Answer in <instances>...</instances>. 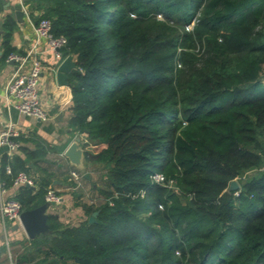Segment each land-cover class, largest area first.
<instances>
[{
    "label": "trees",
    "instance_id": "1",
    "mask_svg": "<svg viewBox=\"0 0 264 264\" xmlns=\"http://www.w3.org/2000/svg\"><path fill=\"white\" fill-rule=\"evenodd\" d=\"M24 2L76 58L70 127L86 138L88 168L103 165L107 200L76 204L80 215L64 220L50 211L49 231L18 241L15 263L264 264V0ZM16 27L11 16L0 26L6 61ZM19 140L21 153L1 157L0 179L11 187L39 167L35 188L15 197L33 210L53 183L39 166L53 147ZM252 170L261 171L226 191Z\"/></svg>",
    "mask_w": 264,
    "mask_h": 264
},
{
    "label": "crops",
    "instance_id": "2",
    "mask_svg": "<svg viewBox=\"0 0 264 264\" xmlns=\"http://www.w3.org/2000/svg\"><path fill=\"white\" fill-rule=\"evenodd\" d=\"M17 5H20V0H0V26L7 16H11L16 21L17 27L12 32L10 43L11 46L16 49L18 54L26 55L35 39L32 25L37 23L30 15V12L29 18H27L24 14L22 21H18L14 16L15 10L13 8ZM42 46H45V44ZM44 48L45 47H42V50H44ZM2 54L3 49L0 46V121L2 123L12 121L20 130L21 137L33 135L53 147L43 162H40L39 166L52 175V185L58 191L61 198V203L55 210L47 207V217L50 211L57 210L58 213L61 214V220L66 218V212L72 213L73 210H75V212L77 211V215H80L79 208L76 204H80L79 206L86 205L85 203H81L79 200H77L79 199L80 194H82V191L85 192L87 184L94 187L96 191H98L99 186L95 183L96 181L92 177V172H90V179L83 177V179L80 181L79 189L73 190L72 187L74 186V183L69 180L70 172L75 169H80L71 164L70 160L64 156V152L77 138L81 139V145L82 142L86 141V138H84L83 134L71 131L70 122L73 117L72 90L69 84H58L56 78L58 64L57 60L54 58L52 52L45 49V52L40 56L45 65L44 72L40 80V95L42 105L48 113L49 118L46 121H40L35 118L21 115L16 109L12 107V101L7 100L5 97V85L15 71V65L12 62L2 59ZM73 59L76 61L74 56ZM17 153H21L20 150ZM4 154L7 153L0 152V160ZM86 165L89 166L84 159V166ZM39 172L42 174L41 170ZM35 175L38 176L37 173H35ZM4 188L3 195L6 198H15L20 190V187L14 185ZM82 206L80 207L81 210ZM30 240L33 239L28 237V234L26 233L21 222L9 221L4 227L0 221V264H16L15 262L17 255L23 251L20 245H17L16 243L18 241L28 242ZM7 243L9 244V248L7 247ZM11 247H17V249H15V251H17L13 257L11 256L12 253L10 252Z\"/></svg>",
    "mask_w": 264,
    "mask_h": 264
},
{
    "label": "built area",
    "instance_id": "3",
    "mask_svg": "<svg viewBox=\"0 0 264 264\" xmlns=\"http://www.w3.org/2000/svg\"><path fill=\"white\" fill-rule=\"evenodd\" d=\"M24 1L20 0V5L25 16L29 18V9ZM32 26L35 39L27 54L13 53L8 57L7 61L14 63L15 71L5 85V97L7 100L12 101V107L21 115L46 121L49 115L42 105L40 95V80L45 65L40 56L45 52V49L49 50L57 60L58 68L66 58L63 56L62 50L67 47L68 39L65 36H54L52 23L48 19H42ZM43 44L45 46H42ZM42 47H45L44 50H42ZM20 136V130L12 121L7 123L0 121V152H5L10 156L17 153L22 146L19 140ZM261 170H264V168ZM261 170H252V173ZM5 171L9 175L13 174L11 165H7ZM83 177V173L77 170L70 172L69 180L74 183L73 190L80 188V181ZM151 178L155 184L163 185L165 183V177L161 173H156ZM35 184V179L26 172H20L14 178V186L17 187H35ZM4 189V184L1 183L0 179V221L5 227L9 221L21 222L20 215L23 210L21 204L15 198L4 197ZM236 194H239V192ZM60 203L61 198L58 191L53 185H50L45 194V204L55 210ZM7 247L9 248L8 243Z\"/></svg>",
    "mask_w": 264,
    "mask_h": 264
},
{
    "label": "water",
    "instance_id": "4",
    "mask_svg": "<svg viewBox=\"0 0 264 264\" xmlns=\"http://www.w3.org/2000/svg\"><path fill=\"white\" fill-rule=\"evenodd\" d=\"M14 8V16L18 21H22L24 16V12L20 5H17ZM79 70L76 61H74L73 56H67L61 64L58 66L56 70V78L59 85H68L69 74L76 73ZM81 139L77 138L75 141L71 143V145L64 152V156L67 157L71 164L79 168L80 170H84V149L80 144ZM83 176L86 179H90V173L83 172ZM28 187V186H27ZM33 189L35 187H32ZM240 184L234 179L229 183L227 188L228 193L235 192L239 190ZM47 205H42L33 210L23 211L20 215L21 224L23 225L28 237L34 239L41 233H47L49 231V225L47 223ZM98 212H94L93 215L89 218V223L92 224L96 221V217Z\"/></svg>",
    "mask_w": 264,
    "mask_h": 264
},
{
    "label": "rangeland",
    "instance_id": "5",
    "mask_svg": "<svg viewBox=\"0 0 264 264\" xmlns=\"http://www.w3.org/2000/svg\"><path fill=\"white\" fill-rule=\"evenodd\" d=\"M158 18L164 19V17L162 15H159ZM190 27H192V25H190ZM197 55H198V57L200 59H205L207 57V53H206L205 48H198ZM87 167H88L87 165L84 167L83 172H88V170L93 169L92 177L96 181L95 183L98 184V186H99L98 187V191H96L94 189V187H92L89 184H87V188H86L85 192L82 191V194H80V197L77 200H79L81 203H85L86 205H91L93 207H99L100 205L104 204L106 202V200H107L106 195L101 191V190L107 191L104 188L105 187V185H104L105 184L104 183V181H105L104 179L105 178L103 177L104 176V171H103L104 167H103V165H97V166L96 165H94V166L91 165L90 169L87 168ZM31 168H32V172L30 173V175L33 178L38 179V176L35 175V173L40 174L39 171L41 169L39 167H35V166L34 167L32 166ZM77 171H79L80 173H83L80 170H77ZM254 175H255V173H252V171H248L244 175L240 176V178H237V181L240 184V181H244L246 179H250ZM258 175H259V173H258ZM76 213H77V211L75 212V210H74L73 214H76ZM72 217H73V219H71L70 222L75 223L78 218L76 216L74 217V215ZM68 222H69V219H68ZM15 249H17V247L16 248L11 247V251L10 252L12 253V255H11L12 257L14 256V254L16 252Z\"/></svg>",
    "mask_w": 264,
    "mask_h": 264
}]
</instances>
